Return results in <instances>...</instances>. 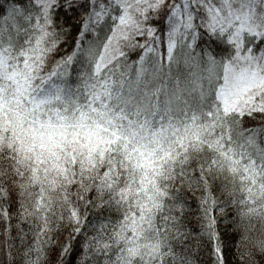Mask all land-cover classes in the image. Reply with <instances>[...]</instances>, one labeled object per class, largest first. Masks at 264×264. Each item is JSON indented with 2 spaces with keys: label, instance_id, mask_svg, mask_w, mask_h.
Here are the masks:
<instances>
[{
  "label": "snow or ice",
  "instance_id": "1",
  "mask_svg": "<svg viewBox=\"0 0 264 264\" xmlns=\"http://www.w3.org/2000/svg\"><path fill=\"white\" fill-rule=\"evenodd\" d=\"M0 264H264V0H0Z\"/></svg>",
  "mask_w": 264,
  "mask_h": 264
}]
</instances>
